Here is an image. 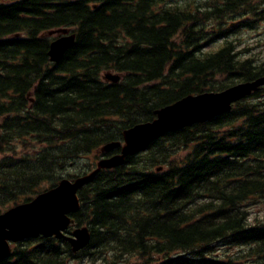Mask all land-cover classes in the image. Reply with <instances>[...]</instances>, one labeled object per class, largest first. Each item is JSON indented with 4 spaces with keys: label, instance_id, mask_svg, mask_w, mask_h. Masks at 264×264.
Masks as SVG:
<instances>
[{
    "label": "trees",
    "instance_id": "16d2710c",
    "mask_svg": "<svg viewBox=\"0 0 264 264\" xmlns=\"http://www.w3.org/2000/svg\"><path fill=\"white\" fill-rule=\"evenodd\" d=\"M262 22L264 0L0 3V214L90 172L89 156L118 153L100 151L160 108L263 77L264 50L232 38ZM60 28L75 43L52 63L44 34ZM78 199L67 233L88 227L86 248L28 239L0 264H264V87L144 142Z\"/></svg>",
    "mask_w": 264,
    "mask_h": 264
},
{
    "label": "water",
    "instance_id": "95a60500",
    "mask_svg": "<svg viewBox=\"0 0 264 264\" xmlns=\"http://www.w3.org/2000/svg\"><path fill=\"white\" fill-rule=\"evenodd\" d=\"M58 37L50 43L48 57L57 63L75 43V34L69 28H60L47 33ZM104 80L117 83L120 75L107 73ZM264 86V77L253 81L239 82L220 92H205L188 95L155 112L151 122L137 124L123 132V142H111L101 148L103 154L115 149L120 153L103 157L89 173L74 179L63 178L59 183L35 196L31 201L11 207L0 214V262L11 254V244L44 237H54L67 242L73 253L88 246L91 233L88 227H76L70 235L65 232L74 224L70 215L80 209L78 191L88 185L101 170L122 166L127 156L151 138L200 124L228 113L232 105L247 98Z\"/></svg>",
    "mask_w": 264,
    "mask_h": 264
},
{
    "label": "rangeland",
    "instance_id": "374dc122",
    "mask_svg": "<svg viewBox=\"0 0 264 264\" xmlns=\"http://www.w3.org/2000/svg\"><path fill=\"white\" fill-rule=\"evenodd\" d=\"M9 0H0V3L7 2ZM233 40H242L241 45L238 49H243L246 45L249 46V52L246 53V56L254 55L259 53L261 50H264V22H262L257 30L254 31H241L237 33L236 35H233ZM219 43H216L210 47H213L215 45H218ZM209 47V48H210ZM90 162L91 163H96L97 160H95V157L89 156ZM85 159L78 160L75 164L74 167H72L68 172L71 174L73 173H79L82 171V169L85 168L86 164ZM260 208L258 209V212H260V215L264 214V203L259 206ZM234 253V252H232ZM85 261L83 262H77L74 264H84Z\"/></svg>",
    "mask_w": 264,
    "mask_h": 264
},
{
    "label": "bare ground",
    "instance_id": "6f19581e",
    "mask_svg": "<svg viewBox=\"0 0 264 264\" xmlns=\"http://www.w3.org/2000/svg\"><path fill=\"white\" fill-rule=\"evenodd\" d=\"M206 123V122H205Z\"/></svg>",
    "mask_w": 264,
    "mask_h": 264
}]
</instances>
